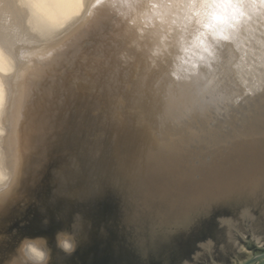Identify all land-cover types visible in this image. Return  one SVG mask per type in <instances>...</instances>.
Wrapping results in <instances>:
<instances>
[{
    "label": "bare ground",
    "instance_id": "6f19581e",
    "mask_svg": "<svg viewBox=\"0 0 264 264\" xmlns=\"http://www.w3.org/2000/svg\"><path fill=\"white\" fill-rule=\"evenodd\" d=\"M36 4L40 5V9L50 21L51 19L55 20L56 15L61 16L57 19L58 21H55L58 25V29H56L57 25L55 22L53 26L51 25L53 21H48L50 22V28L53 26L55 29L52 27L51 30H48L49 27L45 24L47 30H40L43 29L41 27L44 26L43 22L46 20H43V22L42 18L37 20L40 13L34 6ZM263 13L264 0H51V4L48 3L46 5H42L40 0H0V203L2 204L10 200L12 191L15 189L16 185L20 184L26 174V170L31 165L36 164L35 162L40 159L38 154L43 150H46L48 155L52 152L55 156L54 159L56 158V154L68 155L64 164L56 166L58 170L55 174L59 179L62 173H66L67 177L65 179L62 178L64 180L63 182H65L66 179H71L72 173L71 171H67L68 167L72 168V171L79 170L78 166L84 157V152L88 150L90 153L94 152V156L98 154L94 148L97 146V140H94V138L96 136V138H98L101 131L95 132L96 130L93 129L82 131L88 134L86 141L91 140V144L88 145L85 151L81 148L87 146V143L86 141L85 143L80 142L82 138L81 132H74L71 128L66 132L50 133L49 136L47 134H41L45 130L43 129V131L38 133L37 139L31 138L29 135L33 123L35 122L36 125L37 122L40 125L46 111H48L47 106L45 110L41 112H39V110L36 113L32 112L34 108L28 105L34 102L36 104L37 100L33 102V97L30 99L31 103L29 102L30 96H33V94H31V91H33L31 90V86L36 85L35 88L37 89V84L40 85L44 80V76L48 75L47 71L53 70L52 68L58 64L57 58L66 56L67 59L70 50L69 52L66 50L68 53L64 50V52H66L65 54H67H64V56H62V52L63 48H66L69 43V45H71V42H77L78 39V42H81L83 38L92 37V32L90 33L88 30L96 31L95 33L101 30L102 36H100L102 40L100 39V42L99 40L97 41L99 43L92 49L91 56H86L92 57L94 60L97 59V61L99 60L100 65L98 67H92L90 63L91 65H88L91 66L88 70L89 74L87 70L81 69L83 72L87 71V83L93 85L91 88L87 89L86 92L93 90L96 95H98L108 90L111 86H115L120 77H122L125 78V103L126 99H133V97L136 96H142L138 97L140 101H142L141 99L143 97V100L149 98L155 101L154 104L152 103L154 105L153 107L151 106L152 108H150V106L148 107L151 110L146 109L147 111H145L144 108L145 115L143 112V116H141V113L136 114L139 115L137 116L138 122L140 121L137 123L138 125L141 124L139 125L140 128L137 129L138 136L141 139L142 137L146 139L148 136L147 139L152 138L153 140L151 141L152 143L150 142L151 145L147 150L142 149L146 151L145 153L143 151L141 152L142 155L143 153L144 155L146 154L142 157L145 158L144 160L142 159L144 163L143 166H141L140 170L137 172H129V175L126 177V180L132 178L130 180L131 185L136 184L139 186L144 184L146 186L145 188L148 187L141 196V200L146 199L147 193L150 191L151 187L154 186V182L156 181L157 185L154 187L158 188L161 195L171 198L172 204H168L172 206H175L176 202L180 204V202H193V199L197 200L199 198H204L208 193L212 194V192H215L217 189L219 190L226 184L248 185L253 183L256 186L264 187V116L245 119L243 122L239 123L229 118L228 120L230 121L225 119L227 118L225 115L226 113L224 114V119L221 118V120L220 112L218 113L220 115L219 120L212 117V111L216 108L217 104H219L218 101H228V97L230 96L229 93H227V91L230 90L225 92L222 91L223 93H219L218 96L214 94V91L220 90V88L218 90H214V88L222 83L219 84L216 81H219V79L223 77L227 78L230 66H232L234 62L236 63L235 59L242 53V49L250 47V44L256 41L258 37H252L251 34L256 28H259V22L255 21V24H250L249 20H251L252 17L262 16ZM37 14L39 15L37 16ZM58 17L59 16H57V18ZM98 17L103 19H97ZM257 20H259V17ZM102 21L103 23L105 22L106 26L104 25V27H101V25H98L95 28H91L92 25L102 23ZM46 26H44V28ZM261 27L262 25H260V28ZM97 38L99 39L100 37L97 36ZM259 42L257 41V43ZM261 43H259L260 46L262 45ZM75 44L76 43H74V45ZM81 44L78 48L84 45ZM232 45H236V47L232 51L233 57L232 60L229 58L230 61L228 65L225 67H214L213 61L215 55L223 51L224 53L227 52V50L229 51ZM258 52L261 51H257V54ZM229 53L230 52H228V54ZM262 53H264V51ZM74 54L76 55V53L72 55ZM245 54L247 55V53ZM255 54L252 55L254 56L252 58L258 56H255ZM70 55L71 54H69V56ZM75 55L73 57L74 59ZM78 55L79 57L81 56L80 54ZM62 58H60L59 61ZM68 58L70 62H72L71 58ZM260 58L262 57L260 56ZM262 59H260L259 62H261ZM253 60L251 61L253 62ZM67 61L66 64L68 65L69 63ZM61 62L64 63L63 61ZM75 62L73 60L72 63ZM256 62H254V64ZM66 64L65 66L67 67ZM78 64L80 65V63ZM259 64L257 66H259ZM60 65L61 64H59L57 68L62 72V68L60 69L59 67ZM65 66L63 68H65ZM242 66L241 68H243ZM245 66L246 65H244V67ZM248 67L251 66L248 65ZM47 68L48 70H46ZM71 68L72 67H70L69 70ZM261 69L263 70L262 66L260 71ZM50 71L48 72L55 73ZM61 72H58V74H61ZM256 73L258 75L259 72ZM64 74L66 78L68 75H71H67L65 72ZM74 77L75 75L72 80L77 83L78 80L75 81ZM250 77L251 74L249 78ZM253 77L251 78L253 79ZM48 78L50 79L52 77L50 76ZM226 78H224L225 80L223 81H226ZM69 79L68 76L67 80ZM255 79L257 78L255 77ZM45 81L47 82L49 80L45 79ZM50 81L52 80L50 79ZM227 81L229 84V80ZM231 81L232 79L230 78V84H232ZM235 81L238 82L237 79ZM83 82L80 81V83ZM48 83L52 84L51 82ZM80 83L78 84L79 86ZM251 83L253 84L254 82ZM83 84L81 85L83 86ZM45 86H47V84ZM254 86H256V84ZM259 86L260 85H258V87ZM42 87L39 86L40 89ZM246 87L248 86H245V88ZM74 89L77 91L78 88ZM231 89L234 88L231 87ZM43 90V93H46L49 98L51 97L53 99L56 97L53 96L54 94L56 95V92H54L55 90H53V92L51 90V94L49 93L50 91L42 89V91ZM40 91L41 90L38 92ZM56 91L62 96L61 99L63 97H68L66 95V93H68L67 87H61L58 90L56 89ZM235 91L237 93L238 90ZM35 92L33 93L36 94ZM38 92L36 94L37 96ZM206 94H208L207 98L205 97ZM42 95L43 94L40 96ZM250 96H252V94ZM231 97H233L232 93ZM240 98L238 96V99ZM252 98L250 99L249 97L247 99L252 100ZM61 99L59 98L58 100L60 101ZM232 100L234 101L233 98ZM145 101L149 100H144L143 102L146 103ZM227 101L225 102L227 103ZM64 102L67 103L66 101ZM64 102H62V104H64ZM123 102L124 101H122V103ZM54 104H56V102ZM230 104L233 105V102ZM33 105L34 104H32V106ZM40 105L42 106L43 104ZM147 105L149 104L147 103ZM144 107L147 108V106ZM219 107L221 108L220 105ZM219 107L217 109H219ZM142 110H140V112ZM163 110L166 114V111H171L173 113L172 116L169 113L171 117H168L170 118L167 116L164 117V115L161 117ZM181 110L182 112L184 110L182 117L187 116V119L184 117L185 121L176 129H169L171 126L167 124L168 133L166 132V127H162V129H165V132L172 137L169 139L163 138L164 136L161 137L159 134L163 131H160L161 133L159 132L158 134L157 131L154 130V128L157 129L155 126H160L162 122L171 123V121L173 122L172 125H177L182 118L179 117V115H182ZM136 111L137 110H135V113ZM215 112L218 111H214L213 114H215ZM221 112L223 113L222 110ZM239 113L241 112L239 111ZM121 117L123 118L121 122L124 123L123 121L126 119L123 116ZM130 120L133 121V119ZM129 123L132 122H127L128 125ZM130 125L126 132H129ZM163 126H165L164 123ZM124 127L126 128V126H123V128ZM165 132H163V134H165ZM135 133H133V136ZM133 136L131 135V137ZM136 136L134 137L136 138ZM58 137L61 138L60 141H57ZM139 137L137 138L138 140H140ZM113 138L114 136H112V139H104L105 146L113 145ZM132 140L135 141L134 138ZM160 140L161 142H158ZM38 141L40 150L36 153L30 152L29 145H33L35 144L34 142L37 143ZM50 141L52 144L49 143ZM136 142L140 145V141ZM145 142L146 140L144 144ZM147 142L149 146V141ZM117 144L114 145V148ZM141 147L142 143L139 148ZM63 148H66V150ZM71 150H73L79 158H75ZM120 150L123 151L124 149L122 150L120 148ZM110 152L111 155H116L115 157H117L118 161H120V158H123V154L124 156L127 154L126 152L120 153V151L114 149H110ZM36 154L37 157L35 158L34 155ZM32 155L33 158L31 157ZM138 156L141 157V155ZM102 158L107 159L104 155L98 159L95 158L93 161L94 169L99 167L98 170L101 173L102 170L100 167H103L110 173L111 169L116 168L114 164L113 166L111 163L107 164V162L111 161L112 157H110L109 160L107 159L106 163L100 161ZM112 162H116V160L112 159ZM117 168L118 170L121 169V167ZM92 175L96 178L95 174ZM153 191H155V189ZM179 204L176 203V206ZM251 232L252 239L255 243L258 246H263L264 233L257 231L254 227H252ZM60 234H62L61 238L65 235L74 238L70 231L63 230ZM23 240L25 241L21 243V250L18 251V254H21L24 263L33 264L32 258L29 256L26 247H24L28 240H35L40 247L46 249L48 257L49 249L45 239L42 237H33ZM234 244L239 250H246L244 246L236 240H234ZM47 257L45 264L47 262ZM14 263L15 261H11L8 264ZM17 264L21 263L17 262Z\"/></svg>",
    "mask_w": 264,
    "mask_h": 264
},
{
    "label": "rangeland",
    "instance_id": "374dc122",
    "mask_svg": "<svg viewBox=\"0 0 264 264\" xmlns=\"http://www.w3.org/2000/svg\"><path fill=\"white\" fill-rule=\"evenodd\" d=\"M40 3H42V5H46L48 3L51 4V0H43V1L40 0ZM34 6L41 15L40 16L39 14H37V16L39 15L38 18L36 17L37 20H40V18H42V22L43 20L44 21L46 20L45 22H43L44 26L48 25V27L50 28L49 23L52 21L53 22L51 25L54 26L53 23L61 17L60 15H56L55 20L51 19L50 21V19H48L44 15V12L40 9V5L36 4ZM57 16L59 17L57 18ZM258 17H259V20H257ZM255 21L259 22L258 23L259 28H256L254 31L252 30L253 32L251 35L252 37L256 36L258 38L256 39V41L250 44V47H245V49H242L245 53H247V55L242 51V53L238 57H236L235 59L236 63L234 62L232 64L233 67L230 66L229 75H228L230 77L228 76L227 78L223 77L222 79H219V81L218 80L216 81L219 84L222 82L219 86L214 88V90H218L219 88L220 90L218 91L213 90L214 94H217V96L219 93H223L222 91L225 92L227 90H230V91H227V93H229L230 95L228 97L229 98L228 101L227 100H223L222 102L221 100L220 102L218 101L219 104H217L216 108L213 109L212 111V117L213 118L215 117L216 120L217 119L219 120L220 115H221L220 120L226 115L227 118L225 119L228 120L229 118L230 120H234L235 122L239 123V122H243L245 119H251V118H256L259 116H264V103H262L264 102V92H263L264 90V77H263L264 75L263 74L264 73V64H263L264 63L263 62L264 53H262L264 51V44H263L264 42H262L264 41L263 40L264 39V13L262 16L252 17V19L249 20V23L255 24ZM102 25L101 27H104L105 22ZM260 25H262L261 28H260ZM44 26L41 27L43 28V29H40L41 31L47 30V26L45 28ZM52 27L50 29L48 28V30H51ZM56 27H57L56 29H58V25ZM53 28L55 29V27ZM100 31L101 30L95 33L96 31L88 30V32L90 33L92 32V37L90 38L87 37L86 39L83 38L81 42L84 41L82 42V44L84 45H82L80 41L78 42L79 40L78 39L77 42L74 41V43H76L75 45L74 43L71 42V45H69L70 44L69 43L67 47L65 46L66 48H63L62 56H64V54L67 51L69 52L70 50V53L67 52L68 55L65 54L67 55V59H66V56H64L65 58L60 57L62 58L60 61H59L60 58H57L56 60H58L59 62L57 61L58 64L52 68L53 70L56 68L55 69L56 71L55 70L50 71L48 70V68L46 69L50 72L53 71L55 73H49L47 71L48 75H45L46 77L44 76V80H43V82L45 83L41 81L42 83H40V85L37 84V89L35 88L36 85H32L33 87L31 86V90H33L31 91V94H33V96L32 95L30 96L29 102L31 103L30 99H32L33 97L35 99V100L33 99V102L36 100L37 101H36V104L35 102L32 103L34 104L33 106L32 104L28 105L34 108V109L31 108L33 109V111L32 110L30 111H32L33 113H36L38 112V110H40V107H41L40 104H43V102L47 99L51 100V101L46 102L48 106V111H46L44 119L40 122L41 124L39 125L38 123L40 130L43 131V129H45L48 136L50 135L51 131H54L56 133L66 132L68 131V129L74 126L76 129L72 131L81 132L82 138H85V139L81 138L80 142L85 143L86 137L88 134L83 133L82 131H85V130L88 131L89 129L96 130L95 132L101 131L98 138H96L97 136L95 137L96 139L94 138V140H97V146H95L94 148L96 149L98 154L94 156V152L90 153L88 150L87 152H84L83 153L84 157L82 158V161L78 166L79 168L78 171H74V170L72 171V168L70 167L67 168L68 172L71 171L72 176H71V179L70 178L66 179L65 182H63L64 181L63 179L67 177L66 173H62L60 175L61 176L60 179L56 176L55 173L58 170L56 166H60L64 164L65 161L67 160L68 155L66 154L57 155L56 154V158L54 159L55 156L53 155V153L50 152V154L48 155L46 150H43L40 154H38L40 156V159L37 162H35L36 164L31 165L26 170V174L21 180L20 184L16 185L15 189L12 191L10 200L2 204L0 203V264H8L11 261H15L14 264H17V262L21 264H26L23 262L21 258L22 257L21 254L20 253L18 254V251L21 250L20 249L21 243L25 241L23 239L33 238V237H42L46 241L47 247L49 249V254L47 257L46 264L47 263L48 264H177V259H176L177 256L179 254L184 253L185 250L189 248V244L193 240H195L198 237L204 236L206 234H214L213 235L214 243L211 245V247H209L208 250L201 251L196 262L192 264H215V263L229 264L228 262H226L225 260L226 258H229L231 262L235 264V261H240L241 258L239 256H237L236 258L232 257L231 254H234V252L231 249L227 248L226 245H224L223 240H222L223 238L220 236L219 230L216 231L217 229L214 224V218L218 216H225V217L234 216L235 213L239 211L241 206L248 205L251 209L252 221L254 223L264 224V187L262 188L259 186L258 189L256 188L257 192L255 193L254 196L246 195L244 193H241L239 195L235 194L223 202L214 204L211 207L208 215H205L204 216L205 218L203 217V220H194V221H191L185 227H179L178 229H172V226H174L175 224L170 222L171 220H169L168 218L171 216V214H173L177 210V207L182 206L183 202H180V204L179 202H176L179 205L176 206V203H175V206H172L168 204V203L172 204V201L171 200L169 201V197L164 198L163 196L160 195V196H157L158 198L157 197L153 198L155 199L153 200V205H151L149 208H145L144 204H145L146 199L141 200L140 195H138L136 199L130 200L129 195L131 192H127V193L124 192V188H123L124 184L122 180H126V177L129 175V172L132 173L133 166L131 165L133 163L129 164L128 167L124 170L122 168L120 170L117 169L119 171V176H118L119 178L116 179L115 182L111 179L112 177L110 173L106 171V169L101 167L100 168L102 170L101 173H103V170H104V172L107 173L108 175H106L107 177L105 179L102 178L103 180H99V179L97 180V177H98L97 174L100 173L98 170L99 167H96L94 169L93 161L95 160V158L98 159L103 155L105 157L106 155H108V157H112V159L117 158L115 157L116 156L115 154L111 155L110 149L120 150V148H116L117 146H115L114 148V145L118 143L117 134L120 131L119 129L123 128V126H126V128L125 127L124 128L128 129V126L131 124L130 126L133 128L132 129L130 127L128 130L129 132H126V134L129 133L130 135L128 134L124 136V142L130 143V141H132L133 138L135 139V141H140L139 144L141 145L142 143V147L144 146L145 147L139 148L141 151L139 152L140 154L138 155H141V157L139 156L140 160L145 159V158H142L143 156L146 155V154L144 155V153L146 152L144 150H147L148 147H150L151 145L150 142L153 139L152 138L147 139L148 136L146 137V139L145 137L144 138L142 137L141 139L138 136L139 134H137L138 133L137 129L140 128L139 125L141 124L138 125L140 121L138 122L137 116L139 115H136V114L137 113L142 114L143 112V114L145 115L146 114L145 111L152 108L154 106L153 104L155 103V101H153L152 99L150 100L149 98L148 99L145 98L144 100H149L150 102L145 101L146 103H144L143 102L144 97L141 99L142 101H140L138 97H142V96H136V97H133V99L131 98L128 100L126 99V103H125V100H124L125 91H126L125 78H122V77H120V79L118 80L117 84H115V86H111L110 88H108V90L104 91L105 93L102 92L96 95V93L93 90L86 92L87 89L93 86L87 83V80H86L88 78L87 77L88 75H86L87 71L91 68V66L98 67L100 65L99 60L97 61V59L94 60V58L86 57V56H91L92 49H94L95 45L97 46V43L100 42V39L102 36L101 35L102 32ZM97 36H99L100 38L98 39ZM98 40L99 42H97ZM257 41L258 42L260 41L259 43L262 42L261 44L263 46L262 45L260 46V44L257 43ZM255 42L259 45H257ZM79 43L82 45V47L80 48H78V46H80ZM235 47L236 45H232V47L229 48L230 49L229 51L227 50V52L225 53L224 51L220 52L219 54L217 53L213 61V66L214 67L227 66L230 61L229 58L232 60V57H233L232 51L235 49ZM259 47L261 48V50ZM72 48H73V51H72ZM74 49L75 50L77 49L76 51L78 53ZM64 50L65 51L67 50V51L64 52ZM255 50L261 51V52H258L257 54V51ZM228 52H230L231 54L229 53L230 54L229 55ZM250 52L254 54L256 52L255 56L260 55L263 59L260 58V56L259 57L257 56L256 58H252L254 57L252 56L254 54H251ZM73 53H76L78 58L74 54L75 55V59H74L73 58L74 55H72ZM69 54L71 55L69 56ZM78 54H80L81 56L83 55L84 58L82 56V59L84 60H82L81 56L79 57ZM248 55L249 56L251 55V56L249 57ZM68 57L71 58L72 62L74 60V62L76 61L77 63L70 62ZM258 58L262 59L261 60L262 63L259 62L260 59ZM65 59L66 61L69 60L67 62L72 66L68 64L69 65L68 67ZM251 60H253V62ZM61 61H63L64 63H62ZM254 62L256 63L254 64ZM78 63H80V65ZM59 64H61L59 67L60 69L62 68V72L59 71V69L57 68ZM65 64L67 65L68 70ZM89 64L91 66H88ZM243 64L246 66L244 67ZM258 64L259 66H257ZM248 65L251 67H248ZM64 66L65 68H63ZM85 66H88V67H85ZM241 66L243 68H241ZM253 66L256 68V70ZM261 66L263 70L261 69L260 71ZM70 67H72L73 69L71 68L69 70ZM81 69L87 70V71L83 72ZM240 70H243L244 72ZM58 72H61V74H58ZM64 72L67 75L71 74V75H68L70 78L69 80H67L68 76L66 78V75L64 74ZM256 72H259L260 74L258 73L257 75ZM233 73H235L237 76ZM88 74H89V71H88ZM250 74H251V77L255 76L257 79H255V77H253V79L250 77L251 78L250 79L249 78ZM72 75L73 76L75 75L74 77L75 81L78 80L79 83L80 81L82 82L84 81L83 82L84 84L80 83V86H79L78 81H77L78 83L77 84L76 82L72 80L73 79ZM79 75L82 77H80ZM50 76L53 79H55L53 80L52 78H50L53 82L50 81V79L48 78ZM224 78H226V81H223L225 80ZM230 78L232 79L231 81L232 84H230ZM45 79H48L49 81L46 82ZM64 79L67 81H65ZM234 79L235 80L237 79L238 82L235 81ZM227 80H229V84ZM48 82H51L52 84H49ZM251 82H254V83L256 82L255 83L256 86H254L255 84L254 83L252 84ZM74 83H76L77 86ZM41 84L44 88L41 86ZM46 84L47 86H45ZM81 84H83V86ZM224 84L225 85L227 84L228 88H227V85L225 86ZM257 84L260 86L258 87ZM39 86L42 88L40 89ZM245 86H248V87L245 88ZM61 87L62 88L67 87L68 93H66V95L68 97H63L61 99L62 96L60 95V93L56 91V89L58 90ZM73 87L76 89L78 88L79 90L77 89L76 91ZM231 87L234 89H231ZM33 88H35L36 90ZM38 88L39 90H41L40 92H38L39 91ZM42 89H45V91H50L49 92L50 94H51V90L52 92L53 90H55L54 92H56V95L54 94L53 96H56V97H54L53 99L51 97L49 98L46 95V93L45 94L43 93L44 90L42 91ZM260 89H263V90H260ZM235 90H238L237 93ZM35 91L38 92V96H40L41 94L43 95L38 97L36 95L37 92ZM80 91H82L83 93ZM240 91L242 94L240 93ZM33 92H35L36 94H34ZM231 93L233 97H231ZM249 93L250 95L252 94V96H250ZM36 96H37V99H36ZM238 96L239 98L241 96V98L238 99ZM205 97L207 98L208 94H206ZM249 97L250 99L253 97L252 100L247 99ZM59 98L61 99L60 101L63 100L62 102L66 101L67 103L64 102V104H62V102L58 100ZM232 98L234 99V101L232 100ZM242 100L245 102H243ZM122 101L124 102L122 103ZM225 101H227V103ZM55 102L56 104H54ZM229 102L230 103L233 102V105L230 104ZM147 103L149 105H147ZM222 103L224 106L222 105ZM138 105L140 106L143 105V106L140 107ZM219 105L221 106V108L219 107ZM237 105L238 106L245 105L246 107L248 106L249 107L246 108L245 106L244 107L240 106L239 108H237L238 107ZM144 106H147V108ZM149 106L150 108H148ZM139 107H140V110H142L143 108L141 112L139 110ZM218 107L219 109H217ZM144 108H145V111H144ZM257 109L258 111L260 110L259 113ZM83 110H85L86 112H84ZM135 110H137L136 113H135ZM221 110L223 111V113L221 112ZM53 111L56 112L55 114L56 116H53L51 114ZM214 111H218V112H215V114H213ZM227 111H230V112H227ZM239 111L241 113H239ZM133 112L135 113L136 117ZM166 112L167 114L170 113L171 116L173 114L171 111L169 112L166 111ZM183 112L181 113L182 114L181 116L179 115V117L183 116ZM118 113H122V114H118ZM164 113L165 111L163 110L161 117H163V115L164 117L170 116V114L167 115L166 113L165 114ZM143 114L141 116H143ZM120 115L125 117L126 120L123 121L124 123L121 122L123 118ZM131 116H134V117H131ZM85 117L87 121L85 120L81 123V121ZM184 117L180 119L179 121L180 123L177 122L178 123L177 125L173 124L176 127L172 125L173 123L172 121L171 123L162 122L160 124V126L161 125L162 126L160 127L156 125L155 127L157 129L154 128V130H156L158 134L160 131L165 132L168 127L167 124L171 126V128L169 129H174V128L176 129L177 127H179V125H182L185 119H187L186 118L187 116L185 117V119ZM130 119H133V121H131ZM127 122H132L133 124L129 123L128 125ZM163 123L165 124V126H163ZM162 127L164 128L166 127L165 128L166 130L165 129L163 130ZM132 130L133 131L135 130V131L133 132ZM131 131H132V134H131ZM163 132L162 133L160 132L161 134H159L161 137L164 136L163 138L165 139H169L170 137H172L167 134L168 130L166 131L167 133L165 132V134H163ZM133 133L137 135L136 136L134 134L136 138L133 136ZM131 135L133 137H131ZM112 136H114L115 138V139L113 138V142H114L113 145L111 144L109 146H105L104 139H112ZM138 137L140 140L137 139ZM60 140L61 138L58 137L57 141H60ZM127 140H130V141H127ZM145 140L146 142L149 141V146L147 144L148 142L147 143L145 142L144 144ZM158 142H161V140ZM49 143L52 144L51 141ZM86 143H87L86 144L87 146L81 148L83 151H85L86 150L85 148H88V145L91 144V140L86 141ZM110 147H113V148H110ZM63 149L66 150V148H63ZM142 151L144 152L143 155L141 153ZM34 156L36 158L37 154ZM73 156L75 158H79L77 154L74 153V151H73ZM101 173L99 176L103 177V174ZM92 174H95L96 178ZM142 185H139L136 187L138 191H141ZM97 187H99V191L93 194V190ZM154 189H155L154 192H157V191L160 192L158 188H154ZM183 219L184 218H182V220ZM63 230L70 231V233L73 235L74 240L76 242L75 251L71 252L70 254L64 252L62 249H60L57 246V233H60ZM244 248L247 249L246 245H244ZM245 251L249 252L250 250H245Z\"/></svg>",
    "mask_w": 264,
    "mask_h": 264
},
{
    "label": "water",
    "instance_id": "95a60500",
    "mask_svg": "<svg viewBox=\"0 0 264 264\" xmlns=\"http://www.w3.org/2000/svg\"><path fill=\"white\" fill-rule=\"evenodd\" d=\"M101 17H98L97 19H100ZM103 19V18H101ZM103 23V21H102ZM102 23H97L95 25H93V27H97L98 25H102ZM92 27V26H91ZM49 99L45 100L43 102V105L41 106L39 112L45 110V108L47 107V103ZM46 103V104H45ZM84 112H86L85 110H83ZM53 116H56V112H52L51 113ZM262 117V116H259ZM64 118V117H62ZM257 118V117H256ZM87 121L86 117L83 118V120L81 121V123L83 121ZM72 130L76 129L74 126L71 127ZM119 133L117 134L118 137V145L116 148H121L123 151L121 150H117L116 151H120V153L122 152H126L127 154L124 156V154L122 155L123 158H120V161L116 159V162H112V158L111 161L107 162L111 163V165L113 166V164L116 166V168L111 169L110 175H111V179L115 182L116 179H118L119 177V171L117 170V167H121L123 170L126 169L128 167V165L130 163L134 164V167L132 169V172L135 171L137 172L138 170H140L141 166H143V160H138V158H140L138 156V153L140 152L139 149V145L137 144L136 141H130V143H125L124 142V136H126V130L124 128L119 129ZM40 127L38 125V123L35 122L33 123V126L31 127V130L29 131V135L31 138L37 139L38 133H40ZM56 133L54 131H51V134ZM41 134H47L46 131L44 130V132H42ZM125 134V135H124ZM48 135V134H47ZM36 141V140H35ZM33 145H29V151L36 153L40 147L39 145V141ZM125 143V144H124ZM39 147V148H38ZM87 150V148H85ZM28 151V153H29ZM102 152V151H101ZM32 153V154H33ZM26 156V155H25ZM33 158V155L31 156ZM107 159L109 160L110 157H108V155H106ZM105 158H102L100 161H102L103 163H106ZM29 160V159H28ZM139 161V162H137ZM132 164V166H133ZM123 165V167H122ZM114 166V167H115ZM101 168V167H100ZM134 173V172H133ZM103 177L99 176L97 177V180H103L105 179L108 175L107 173H105L103 171ZM105 175V176H104ZM103 178V179H102ZM129 179V178H128ZM132 178H130L129 180H122L123 181V188H124V192H131L129 195L130 200H134L138 197V195L142 196L145 191L147 190V188H145L146 186L143 184L141 191L137 190V185H131V180ZM157 182V181H156ZM154 182V186L157 185V183ZM253 184V183H251ZM251 184H229V185H223V187H221L219 190H215V192H212V194H207V196H205L204 198H199L197 200L193 199V202H183L182 206L177 207V210L171 214V216L168 218L169 220H171L170 222L174 223L175 225L172 226V229H178L179 227H185L187 226L191 221L194 220H203V217L205 215H208L211 207L219 202H223L226 199L230 198L233 195H239L241 193H244L246 195H255V193L257 192V189L259 186L256 185H251ZM153 186V185H152ZM151 187L150 191L147 193V197L145 200V208H149L151 205H153V198L160 196V192H154L153 188L155 187ZM262 187V186H261ZM257 188V189H256ZM263 188V187H262ZM163 196V195H161ZM165 197V196H163ZM168 197V196H167ZM171 200V198H169ZM182 218H184L182 220ZM205 218V217H204ZM169 222V221H168ZM178 223V224H177ZM214 224L216 227V231L219 230L220 232V236L223 238V243L224 245H226L227 248L231 249L234 254H231L233 258H236L237 256H239L241 259L240 261H235V264H264V245L263 246H258L255 241L252 239V232L251 229L252 227H254L257 231L264 233V227H263V223H254L252 221V213H251V209L248 205H244L241 206V208L239 209V211L237 213H235L234 216H218L216 218H214ZM68 231V230H66ZM214 234H206L204 236L198 237L195 240H193L190 244H189V248L187 250H185L184 253L179 254L177 256V264H192L194 262H196L197 258L199 257L201 251L203 250H208L209 247H211V245L214 243V238H213ZM183 239V238H182ZM234 240H236L237 242H239L240 244L246 245V250H250L249 252H246L245 250H239L237 248V246L234 244ZM226 262H228L229 264H233L231 262V260L229 258L225 259ZM215 264H221V263H215Z\"/></svg>",
    "mask_w": 264,
    "mask_h": 264
},
{
    "label": "clouds",
    "instance_id": "9594fccd",
    "mask_svg": "<svg viewBox=\"0 0 264 264\" xmlns=\"http://www.w3.org/2000/svg\"><path fill=\"white\" fill-rule=\"evenodd\" d=\"M61 235L62 234L57 233V246L69 254L75 251L76 242L74 238L69 235H65L61 238ZM24 247H26L29 256L32 258L33 264H45L47 251L40 247L35 240H28Z\"/></svg>",
    "mask_w": 264,
    "mask_h": 264
},
{
    "label": "snow or ice",
    "instance_id": "6c2138e0",
    "mask_svg": "<svg viewBox=\"0 0 264 264\" xmlns=\"http://www.w3.org/2000/svg\"><path fill=\"white\" fill-rule=\"evenodd\" d=\"M99 191V187H97V188H95L94 190H93V194H95L96 192H98Z\"/></svg>",
    "mask_w": 264,
    "mask_h": 264
}]
</instances>
